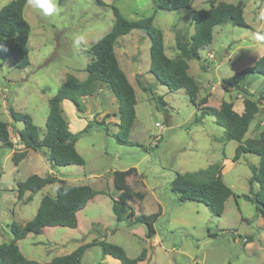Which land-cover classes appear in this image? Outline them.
<instances>
[{"label":"rangeland","instance_id":"1","mask_svg":"<svg viewBox=\"0 0 264 264\" xmlns=\"http://www.w3.org/2000/svg\"><path fill=\"white\" fill-rule=\"evenodd\" d=\"M9 1L0 0V8ZM102 1L106 4L96 0H57L59 13L51 16L43 15L42 10L26 1L23 15L30 25L29 65L16 67L12 56L0 60V120L7 122L11 139L23 124L11 123L10 107L29 114L39 133H44L49 98L66 74L85 77L88 49L114 22L112 6L130 20L153 14V24L162 30L170 56H174L172 49H176L174 28L190 36L194 31L192 9L208 7L206 0H194L191 9H157L154 13L153 0ZM219 1H242L248 27L229 22L215 26L211 43L201 48V58L188 61V72L199 86L198 99L207 96L208 106L218 107L222 100H234L237 96L243 104L241 86L247 93H254L260 110L245 134L254 137L264 127V77L247 78L235 87H225L222 80L253 65L264 54V44L254 39L255 32L264 33V20L256 19L261 0ZM114 49L120 67L135 88L136 118L128 135L133 144L122 143L116 136L121 135L114 123L118 122L117 100H113L115 96L109 88L95 97H86L84 102L80 99V109L74 108L83 119L82 123L73 124L74 132L92 123L75 143L85 159L84 165L53 166L43 151L31 149L15 164L10 148L0 142V243L11 239L8 225L12 221L22 226L30 220L42 196H54L60 181H65L90 185L100 193L77 213V227L46 226L40 233H29L17 241L27 258L47 262L80 244L102 239L122 246L129 257L137 256L145 248L147 264H264V217L256 213L255 204L242 196L249 193V165H257L259 156L245 153L232 161L237 142L222 139L225 130L211 115H206L201 125L194 124L197 108L183 88L170 91L157 84L154 91L166 102V110L157 108L152 93L142 90L136 81L154 84L157 80L149 72L150 38L145 31L133 29L120 36ZM104 110L111 115V120L105 119L107 132L94 123V119H102L99 111ZM211 163L224 166L222 179L236 195L226 200L220 216L213 215L201 202H179L170 189L176 172L195 171ZM128 168L135 169L126 177L131 191V218L140 213L151 215L161 207L164 213L153 223L162 240L160 245L150 246L138 231L131 229H146L144 225L130 227V218L117 221L112 210V200L120 193L113 182L114 173ZM31 174H50L54 181L32 195L27 191L18 199L17 182ZM257 190L258 185L254 184L253 191ZM135 192L144 197L137 199L132 195ZM248 239L251 241L247 242ZM113 259L103 256L101 248L93 245L85 250L80 264H112L109 261Z\"/></svg>","mask_w":264,"mask_h":264},{"label":"trees","instance_id":"2","mask_svg":"<svg viewBox=\"0 0 264 264\" xmlns=\"http://www.w3.org/2000/svg\"><path fill=\"white\" fill-rule=\"evenodd\" d=\"M27 0H11L0 8V60L5 61L9 56L15 59L18 68L29 65V48L27 46L30 25L25 20L23 9ZM97 3L105 5L102 0ZM194 0H153L154 13L157 9L177 10L191 9ZM207 8L192 9L191 18L194 31L190 36L174 28L176 49L178 53L170 57L165 52L164 36L162 30L153 24V14L137 20L125 18L119 10L112 6L115 15L111 28L88 49V62L84 68L86 76L79 79L66 74L58 89L49 99V109L45 120V131L39 133V128L33 123L27 113L9 108L12 122H22L23 128L16 129V136L22 147L14 149L12 160L17 164L27 154V150L43 151L51 165H84L85 159L78 153L75 143L80 135L88 130L92 123L78 132H72L64 118L61 103L65 100L72 102L80 109V99L91 96L102 85L109 88L117 99L119 121L115 123L121 135L122 143L133 144L128 135L136 118L135 106L137 98L135 88L128 80L120 67L116 54L117 39L133 29L145 31L150 38V67L149 72L155 76L156 83L144 84L137 79L142 90L150 91L158 109H165L166 102L162 96L155 93L157 84L165 85L170 91L183 88L186 90L190 102L196 106L198 113L194 117V124H199L206 115L214 117L215 122L225 130L222 137L224 141L237 142L232 161H237L245 153H254L259 156L258 164H251L252 175L249 182V193L243 194L246 199L255 204L256 213L264 217V127L257 136L245 137L250 123L260 110V102L254 93L243 92V111L238 113L233 109V102L222 100L218 107L207 105V96L198 99L199 86L192 75L189 74V60L200 59V50L209 45L213 38V28L224 23H232L240 27H248L244 19V3H229L225 1L206 0ZM264 77V54L253 65L248 66L234 75L222 80L225 87L239 86L247 78ZM259 98V96H258ZM166 110V109H165ZM105 115L101 120L94 119V123L101 125L108 131ZM122 138V139H121ZM0 142L13 148L10 130L7 122L0 120ZM157 145V144H156ZM223 165L211 163L205 168L195 171L176 172L170 181V189L177 195L179 202L194 201L205 204L215 216L223 213L226 200L230 196L236 197L232 189L222 179ZM134 168L116 171L113 176L114 184L120 189L116 199L112 200V210L117 221L130 218L128 225H144L147 235L154 234L153 223L159 212L151 215L140 213L133 219L130 211L131 191L126 181ZM54 177L50 174L40 176L31 174L23 181L17 182V198L21 199L25 192L34 194L46 185L52 183ZM258 190L253 191V185ZM100 191L86 184H67L60 181L54 196H42L34 216L22 226L12 221L8 226L12 234L8 242L0 243V264H80L85 250L93 245L101 248L103 256L109 255L117 259L120 264H142L146 259V249L143 248L135 257H129L124 248L116 243L105 240H92L77 246L71 252L54 256L47 262H40L27 258L20 251L17 241L25 238L29 233H40L46 226H67L75 228L78 225L77 213ZM141 200L144 194H132ZM251 241L248 239L247 242Z\"/></svg>","mask_w":264,"mask_h":264},{"label":"crops","instance_id":"3","mask_svg":"<svg viewBox=\"0 0 264 264\" xmlns=\"http://www.w3.org/2000/svg\"><path fill=\"white\" fill-rule=\"evenodd\" d=\"M203 1H205V0H203ZM217 1H219V0H217ZM245 5V4H244ZM259 5V10H258V17H260V14L262 15L263 13H264V0H261L260 1V3L258 4ZM191 7H192V5H191ZM193 9H199V8H193ZM256 19H258V18H256ZM262 29V28H261ZM262 30H264V29H262ZM202 50V49H201ZM200 50V51H201ZM199 51V52H200ZM165 52H166V49H165ZM172 53H174V56H176V54L178 53V50L177 49H172ZM166 54L168 55V56H170L167 52H166ZM174 56H170V57H174ZM208 60H210V59H208ZM189 63V62H188ZM86 76V75H85ZM85 78V77H84ZM83 78V79H84ZM64 80V79H63ZM62 80V81H63ZM82 80V79H81ZM61 81V82H62ZM61 84V83H60ZM107 89V87L105 86V85H102L100 88H99V90H97V92L96 93H94L93 95H91L90 97H95L96 95H99V94H101L102 93V91L104 90V89ZM112 92V91H111ZM86 97H88V96H86ZM86 97H82L81 98V100H82V102H84L85 101V98ZM239 96H237L234 100L233 99H230L229 101H232L233 102V108L238 112V113H241L242 111H243V104H240V102H239ZM50 99V98H49ZM113 100H115V97H114V99ZM117 100V99H116ZM69 104H71L72 106L74 105L72 102H70V101H68V100H65V101H63L62 103H61V107H62V111H63V115H64V118L66 119V121H67V123H68V126H69V129L72 131V132H74V130H72L73 129V124H75V125H78L79 123H82L83 122V119H82V117L80 116V115H77V113H76V111H75V106H73V107H71ZM117 107H118V103H117ZM66 109H68V114H64L65 113V110ZM72 111V112H71ZM108 110H104V111H99V115L103 118V116L104 115H107V114H109L110 115V113L109 112H107ZM73 113H76V115H74ZM197 113H198V111H197ZM196 113V114H197ZM195 114V115H196ZM74 115V116H73ZM114 116H115V114H113ZM96 117V116H95ZM94 117V118H95ZM205 118V117H204ZM203 118V119H204ZM68 119H70V121L72 122V124H69V120ZM109 119L111 120V115H110V117H109ZM202 119V122L201 123H199V125H201L202 123H203V120ZM101 120V119H100ZM110 120H107V122H109ZM118 121H119V117H118ZM215 121V120H214ZM114 123H116V122H114ZM260 128V127H259ZM261 129V128H260ZM258 131H260V130H258ZM253 135H250V137H252ZM245 137H246V135H245ZM11 141L13 142V148H10V153H11V155L13 154V152H14V149H17V148H20V147H22V145L19 143V141H18V137L16 136V134H15V136L11 139ZM223 168H224V166H223ZM222 171H223V169H222ZM189 172H191V171H189ZM225 207V206H224ZM157 212H159L160 214H159V216L161 215V213L163 214L164 212H163V210H161V207H159V210L157 211ZM156 213V212H155ZM144 214V213H143ZM146 227V226H145ZM132 230H135V231H138L139 232V237H141L144 241H147L148 243H149V245L150 246H156V245H160L161 243H162V240H161V238H160V236H159V232H157V230H155V227H154V234L151 236V237H149L148 235H147V228L146 229H143L142 227H138V228H131ZM106 256H109V255H106ZM111 257V256H110ZM146 259L144 260V261H142L141 263L142 264H147V259H148V256L146 255ZM113 258V257H112ZM103 260H107V258H103ZM110 263H112V264H120V262H118V260L117 259H113L112 261H109ZM117 262V263H116Z\"/></svg>","mask_w":264,"mask_h":264},{"label":"clouds","instance_id":"4","mask_svg":"<svg viewBox=\"0 0 264 264\" xmlns=\"http://www.w3.org/2000/svg\"><path fill=\"white\" fill-rule=\"evenodd\" d=\"M28 4L35 9L42 10L43 15L51 16L59 13L57 6V0H28ZM260 20H264V14L258 17ZM254 39L260 44H264V33L255 32Z\"/></svg>","mask_w":264,"mask_h":264},{"label":"water","instance_id":"5","mask_svg":"<svg viewBox=\"0 0 264 264\" xmlns=\"http://www.w3.org/2000/svg\"><path fill=\"white\" fill-rule=\"evenodd\" d=\"M135 70H136V64H134Z\"/></svg>","mask_w":264,"mask_h":264}]
</instances>
